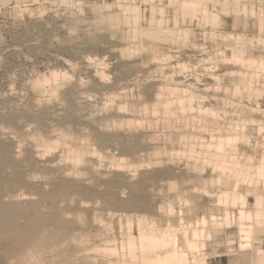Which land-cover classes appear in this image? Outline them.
I'll list each match as a JSON object with an SVG mask.
<instances>
[{
	"label": "rangeland",
	"instance_id": "374dc122",
	"mask_svg": "<svg viewBox=\"0 0 264 264\" xmlns=\"http://www.w3.org/2000/svg\"><path fill=\"white\" fill-rule=\"evenodd\" d=\"M19 173L22 204L65 195L102 235L77 264H150L129 239L151 231L187 264H264V0H0V180Z\"/></svg>",
	"mask_w": 264,
	"mask_h": 264
},
{
	"label": "bare ground",
	"instance_id": "6f19581e",
	"mask_svg": "<svg viewBox=\"0 0 264 264\" xmlns=\"http://www.w3.org/2000/svg\"><path fill=\"white\" fill-rule=\"evenodd\" d=\"M20 173H23V171ZM20 173L16 176L19 178L15 181L5 183L0 180V251L8 260L27 262L32 259L34 253L38 251L37 254H39V251L41 253V250L45 249L44 256L42 254L37 257L35 254V258L40 262H44V264L61 262L62 258L71 253L75 257L74 263L77 264L81 253L80 251L76 253L78 245L86 243L91 244L92 247L96 242L101 241L102 235L84 227H76L74 222L67 218L68 214L74 212V209L67 205H59V199H63L65 195H60L56 199L51 198L54 196V192L51 194L44 192L37 202H29L27 205L22 204L21 201L28 198V196L17 190L20 184H27L24 175H20ZM64 184L69 183L64 182ZM49 200L50 210L47 214H41L39 210H36L33 214L29 213L28 208L36 209L38 205L48 203ZM138 239V243H135L136 241L130 238L129 246L134 252L137 248L140 249V258L142 257L148 262L151 261L150 264L156 262L159 264H174L177 261L179 264H187L183 253L178 254L170 248L173 243L166 232H140L138 233ZM165 250L166 253L161 257Z\"/></svg>",
	"mask_w": 264,
	"mask_h": 264
}]
</instances>
